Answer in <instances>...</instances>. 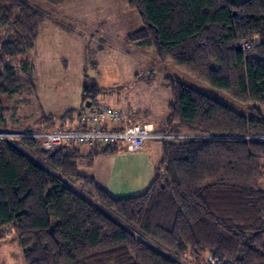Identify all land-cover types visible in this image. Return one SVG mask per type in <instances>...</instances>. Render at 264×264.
Instances as JSON below:
<instances>
[{"label":"trees","instance_id":"trees-1","mask_svg":"<svg viewBox=\"0 0 264 264\" xmlns=\"http://www.w3.org/2000/svg\"><path fill=\"white\" fill-rule=\"evenodd\" d=\"M128 7L143 24L128 44L153 48L160 64L246 109L168 79V118L158 133L194 138L162 140L153 183L132 198H115L80 173L117 144L85 154L74 143L46 151L37 137H0V241L15 227L25 264H264V139L254 138L264 136V0H128ZM43 19L25 0H0V36L9 37L0 45L1 124L3 99L22 84L8 59L29 54ZM255 37L258 44L243 48ZM87 109L43 123L85 131L93 104Z\"/></svg>","mask_w":264,"mask_h":264},{"label":"rangeland","instance_id":"rangeland-1","mask_svg":"<svg viewBox=\"0 0 264 264\" xmlns=\"http://www.w3.org/2000/svg\"><path fill=\"white\" fill-rule=\"evenodd\" d=\"M25 1L41 8L44 21L29 54L8 59L22 80L16 96L2 101L6 111L0 135H7L9 140L19 138L26 128L47 132L49 126L57 130L61 125L58 121L46 125L44 118L80 112L87 109L89 102L93 110L122 109L131 112L139 123L148 119L163 128L171 101L168 79L181 81L241 111L246 109L191 74L169 63L160 64L153 48L128 44L126 36L143 25L138 14L128 7V0H77L59 7L42 0ZM8 38L7 34L0 36V45ZM254 42L259 43L257 38ZM25 63L29 64L28 71ZM90 84L93 87L85 90ZM157 143L162 147V140ZM117 145L115 154L99 156L90 165L81 164L80 173L88 177L97 171L105 173L106 187L115 198L140 196L154 181L148 183L150 173L145 164L155 155L141 159L136 166L128 162L140 158L138 153L128 152L122 143ZM77 147L87 154L92 146ZM6 236L0 241V264H25L17 229L12 227Z\"/></svg>","mask_w":264,"mask_h":264},{"label":"built area","instance_id":"built-area-1","mask_svg":"<svg viewBox=\"0 0 264 264\" xmlns=\"http://www.w3.org/2000/svg\"><path fill=\"white\" fill-rule=\"evenodd\" d=\"M255 45L254 39L252 42L243 44V48H248ZM131 112L113 110L107 107L95 109L83 116V124H86L90 129L81 130H55L51 132H42L35 134L19 135L18 137L36 138L42 141L44 150H52L61 148L68 144L78 145H94V144H118L122 143L126 150L130 153H138L144 149V145L149 140H177L194 138L188 136H172L159 134L152 124L136 123L133 120ZM110 124L116 128L103 129L104 125ZM112 128V127H111ZM7 138V135H0ZM256 139H264V136L254 137ZM8 139V138H7Z\"/></svg>","mask_w":264,"mask_h":264},{"label":"crops","instance_id":"crops-1","mask_svg":"<svg viewBox=\"0 0 264 264\" xmlns=\"http://www.w3.org/2000/svg\"><path fill=\"white\" fill-rule=\"evenodd\" d=\"M74 1H77V0H72L68 3H66L67 5L66 6H69V4H71L72 2ZM57 24V23H56ZM58 25V24H57ZM41 26V24H40ZM39 26V31L41 30ZM142 27V25H141ZM41 32V31H40ZM39 32V33H40ZM136 32V31H135ZM133 34V33H132ZM131 34H129L130 36ZM128 36H126L127 38ZM38 38H39V35H38ZM37 38V40H38ZM255 38H259V37H255ZM36 40V41H37ZM259 42H260V38H259ZM36 44V43H35ZM118 110H122V109H118ZM145 121H148V122H145ZM134 122L136 123H139L138 121L134 120ZM142 124H152L154 127H156V131H160L162 130L163 128H161L160 126H156V124H154V122H151L149 121L148 119H145L141 122ZM164 127V126H163ZM157 141L159 142L160 140H149L145 143L144 145V149L142 151H139L138 152V157L140 158H137V160H133V161H129L128 163L129 164H133V165H136L138 166V163H140V160L142 159V161H144L145 159H147L148 157H150V154H154L155 155V158H153V160L148 164L146 162L145 166L147 167L149 173H150V179H148V183H149V180L151 181V179L153 180L154 177H155V172H156V168L158 165L161 164V162L163 161V158H164V148H163V145L162 147H159ZM135 154V153H134ZM104 157V156H103ZM102 159H99V161H101ZM97 161V162H99ZM127 161H124L123 163L126 164ZM97 164V163H96ZM113 173V172H112ZM111 173V174H112ZM91 178H93L96 183H98V185L100 187H103L105 189H107L109 191V189L106 187V175L105 173L103 172H99L97 171L96 173H94V175L90 176ZM148 178V177H147ZM104 179V180H103Z\"/></svg>","mask_w":264,"mask_h":264},{"label":"water","instance_id":"water-1","mask_svg":"<svg viewBox=\"0 0 264 264\" xmlns=\"http://www.w3.org/2000/svg\"><path fill=\"white\" fill-rule=\"evenodd\" d=\"M238 50L240 51L241 49L239 48ZM88 88H89V86L87 85V86L85 87V90H88ZM86 107H87L88 109L91 108V107H92V102L87 103Z\"/></svg>","mask_w":264,"mask_h":264},{"label":"flooded vegetation","instance_id":"flooded-vegetation-1","mask_svg":"<svg viewBox=\"0 0 264 264\" xmlns=\"http://www.w3.org/2000/svg\"><path fill=\"white\" fill-rule=\"evenodd\" d=\"M91 86L93 87V85L90 84V85H89V90L91 89Z\"/></svg>","mask_w":264,"mask_h":264}]
</instances>
